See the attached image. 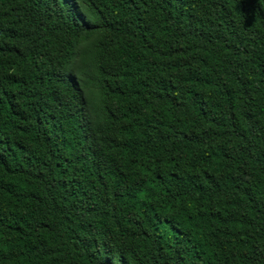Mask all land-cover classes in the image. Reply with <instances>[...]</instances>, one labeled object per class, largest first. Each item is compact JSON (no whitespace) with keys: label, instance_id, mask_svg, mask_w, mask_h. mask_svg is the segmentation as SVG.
<instances>
[{"label":"trees","instance_id":"16d2710c","mask_svg":"<svg viewBox=\"0 0 264 264\" xmlns=\"http://www.w3.org/2000/svg\"><path fill=\"white\" fill-rule=\"evenodd\" d=\"M0 264H264V0H0Z\"/></svg>","mask_w":264,"mask_h":264}]
</instances>
